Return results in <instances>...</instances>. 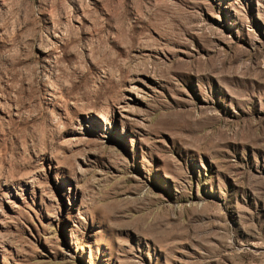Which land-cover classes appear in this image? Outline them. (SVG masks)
Segmentation results:
<instances>
[{
    "label": "rangeland",
    "instance_id": "374dc122",
    "mask_svg": "<svg viewBox=\"0 0 264 264\" xmlns=\"http://www.w3.org/2000/svg\"><path fill=\"white\" fill-rule=\"evenodd\" d=\"M0 264H264V0H0Z\"/></svg>",
    "mask_w": 264,
    "mask_h": 264
}]
</instances>
